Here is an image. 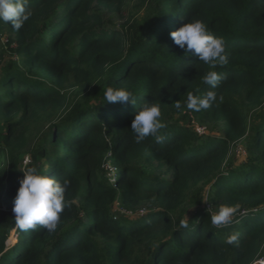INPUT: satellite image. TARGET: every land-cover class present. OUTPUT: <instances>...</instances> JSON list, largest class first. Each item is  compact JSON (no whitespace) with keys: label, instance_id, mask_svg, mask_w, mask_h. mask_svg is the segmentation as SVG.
Wrapping results in <instances>:
<instances>
[{"label":"trees","instance_id":"trees-1","mask_svg":"<svg viewBox=\"0 0 264 264\" xmlns=\"http://www.w3.org/2000/svg\"><path fill=\"white\" fill-rule=\"evenodd\" d=\"M137 1L142 19L124 11L127 0H29L32 15L19 31L0 21V264L264 257V0ZM193 19L224 39L227 64L210 69L174 44L170 33ZM8 48L16 60L7 62ZM210 70L221 77L215 89L203 83ZM108 87L133 91L136 104L105 102ZM208 91L217 97L209 109L186 108L189 93ZM145 103L160 104V142L137 143L130 128ZM196 124L221 129L202 133ZM246 137L249 156L236 164L230 153ZM32 164L70 181L55 231L16 226L21 169ZM204 200L215 211L239 205L232 223L214 227ZM116 202L132 213L146 208L117 216ZM232 234L238 240L226 243Z\"/></svg>","mask_w":264,"mask_h":264},{"label":"clouds","instance_id":"clouds-1","mask_svg":"<svg viewBox=\"0 0 264 264\" xmlns=\"http://www.w3.org/2000/svg\"><path fill=\"white\" fill-rule=\"evenodd\" d=\"M28 3L29 0H0V21L10 23L15 30L19 31L32 15L28 9ZM170 35L174 44L183 49L185 54L195 56L209 65L210 69L222 67L228 63L224 39L215 36L201 19H193L182 24ZM220 80L221 77L215 70H210L203 76V83L210 85L212 89L218 87ZM216 98L215 91H208L203 97L189 93L186 108L194 111L206 110L212 106ZM104 100L111 103L136 104L133 91L122 87H108L104 92ZM175 107L181 109L182 105L177 102ZM161 115L159 103H145L135 114L130 128L137 134V143L148 136H153L157 142L164 139L159 134L160 130L166 127V124L161 121ZM21 170L24 176L19 181L12 209L17 228L27 231L39 225L50 232L55 231L66 207L65 192L70 181L65 179L61 183L56 177H50L42 172L35 164ZM238 208L239 205L220 206L211 214V224L214 227L231 224ZM180 226L187 228L188 220H181ZM237 240L238 234H232L227 238L226 243L233 244Z\"/></svg>","mask_w":264,"mask_h":264},{"label":"rangeland","instance_id":"rangeland-1","mask_svg":"<svg viewBox=\"0 0 264 264\" xmlns=\"http://www.w3.org/2000/svg\"><path fill=\"white\" fill-rule=\"evenodd\" d=\"M137 0H127V5L125 6L124 8V11L129 13V15L133 14V18H140L142 19L144 16H145V8L144 7H139L137 5ZM107 17L110 19V21L112 23H115L117 26H119L120 24L123 23V18H121L120 16H118L117 14H109L107 15ZM4 42H6V38L3 39ZM13 47H15V45H13ZM7 56H6V60L7 62L9 61H14L16 60V55L13 54V51H11V48L7 49ZM258 110H254L252 111L250 114H251V117L249 119H252L253 115L257 112ZM2 126V125H1ZM195 128L199 131H201L202 133L204 132H208L209 130H213V132H220V129L221 127H210L209 125H202V124H196L195 125ZM0 129H4L3 126L0 127ZM48 131V130H46ZM249 140H247V137L245 139H243L242 141L238 142L237 144L234 145L231 153H230V156H229V159H231L232 161L236 162V164H240L241 161H243L244 159H246L247 156H249L247 153V143H248ZM31 161V157L26 154V156L24 157V166L27 165L29 162ZM238 162V163H237ZM110 164H106V167H107V170L110 171ZM111 172V171H110ZM209 187L210 186H207L206 187V194L209 192ZM206 198H207V195H206ZM206 205L211 209L213 210V213L215 212L213 206L210 205V203H207L206 201ZM145 208L144 206H141L137 209L136 212H129L127 211L119 202H116V204L112 207V212L115 214V215H121V214H130V215H135V214H143V212L145 211ZM190 210H188L189 212ZM16 233H13L12 234V237L14 238V240L16 239ZM12 239V238H11ZM16 241H9V244L12 245L14 244ZM141 254V256H144V257H149L150 256V252L148 250V248H142L141 251L139 252ZM255 264H264V258H260Z\"/></svg>","mask_w":264,"mask_h":264},{"label":"built area","instance_id":"built-area-1","mask_svg":"<svg viewBox=\"0 0 264 264\" xmlns=\"http://www.w3.org/2000/svg\"><path fill=\"white\" fill-rule=\"evenodd\" d=\"M110 166V165H109ZM110 171H111V173H112V171H113V168L110 166V169H109Z\"/></svg>","mask_w":264,"mask_h":264}]
</instances>
